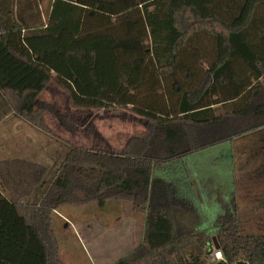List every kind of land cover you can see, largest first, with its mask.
<instances>
[{
  "label": "trees",
  "instance_id": "obj_1",
  "mask_svg": "<svg viewBox=\"0 0 264 264\" xmlns=\"http://www.w3.org/2000/svg\"><path fill=\"white\" fill-rule=\"evenodd\" d=\"M42 1L0 0V97L10 111L51 132L45 112L54 110L75 130L39 98L52 80L74 109L146 119L121 152L70 144L46 184L45 164L0 159L1 199L43 244L47 264H65L61 207L111 201L144 219L142 242L111 264H264V233L224 216L181 231L180 207L154 177L155 164L264 126V0H52L45 16Z\"/></svg>",
  "mask_w": 264,
  "mask_h": 264
},
{
  "label": "rangeland",
  "instance_id": "obj_2",
  "mask_svg": "<svg viewBox=\"0 0 264 264\" xmlns=\"http://www.w3.org/2000/svg\"><path fill=\"white\" fill-rule=\"evenodd\" d=\"M51 1H42L43 15L47 14ZM51 82L39 98L51 103L68 118L72 115L76 121L73 133L62 126L54 110L45 112L51 132L18 115L0 119V159L24 157L45 164L49 168L45 184L63 162L70 144L121 152L136 130L145 129L146 119L127 109L79 110L70 115L66 94ZM0 103L3 104L1 97ZM154 177L159 181L195 183V210L189 203L175 204L180 207L177 210L183 218L179 220L184 226H179L181 231L195 230L199 225L224 216L227 220H234L241 231L264 233V126L172 161L155 164ZM59 211L66 215L71 229L64 230L66 219L58 217L56 231L60 241L73 245L78 244L74 232L86 236L94 232L93 226L96 231H102V235L94 232L92 236L102 237L104 242L109 241L114 235L113 229L118 226L135 229L137 241L144 231L142 215L135 213L128 202L111 201L104 208L97 203L65 205ZM0 222L3 223L0 228L2 258L16 264L23 256L38 255L35 240L29 237L28 226L16 215L10 202L1 206ZM90 222L91 226L88 225ZM216 243L214 234L213 244ZM69 248L67 257L71 259L75 250L72 245ZM75 253L79 254L80 250Z\"/></svg>",
  "mask_w": 264,
  "mask_h": 264
},
{
  "label": "crops",
  "instance_id": "obj_3",
  "mask_svg": "<svg viewBox=\"0 0 264 264\" xmlns=\"http://www.w3.org/2000/svg\"><path fill=\"white\" fill-rule=\"evenodd\" d=\"M50 10H51V4L49 5L47 13H49ZM51 83L56 84L54 81H52ZM0 106H1L0 107V119H6L9 116L17 115L13 111H10V107L8 103L6 102V100L4 101L3 99V104L0 103ZM69 108L70 109L68 111L70 115L72 112L74 114L75 111L80 110V109H74V108L71 109L72 107L70 105H69ZM69 118L75 121V119L72 118V115L69 116ZM68 131H70V133H73L75 130H68ZM11 151H14V150H11ZM165 182L166 184H168L170 195L171 197H173L171 202L174 205L178 203L181 205L185 203H189L192 206L190 208H193V210H195V183L194 182H191L188 184H185L184 183L185 181H181V182L165 181ZM7 202H8V199L6 197L1 199V196H0V209H1V205L7 204ZM59 210L56 212L55 223L58 217H61L63 219L67 218L66 215L60 212ZM88 225L91 226V222L88 223ZM65 229L71 230L69 226L67 225V219L65 221L64 230ZM100 229H102V227ZM96 230L97 228L94 229V226H93V231L96 233H99V235H102L101 234L102 231L99 232ZM113 230H114L113 231L114 235H112L109 241H106V242H104V239H102V237L98 238V237L92 236L94 232H90L91 234L89 233V235L87 233L86 236H81L80 233L76 231L74 232V235L77 238L78 244L73 245L65 241L64 242L60 241V236L58 232L56 231V224H55V232L57 234L58 241H59L60 260L65 264H111L115 260H117L119 257L124 255L127 251L131 250L132 248H134L135 246H137L138 244L142 242L143 233H142L141 238L137 241V233H136L137 231L133 229L132 227L127 228V227L118 226V227H115ZM35 243L39 251L38 255H35L29 258H26L25 256H23L22 261L16 264H47L45 249H44L43 244L37 240H35ZM71 245L73 247V250L75 251L80 250V253L77 254L75 253V251H72L70 255L71 259H68L67 251L71 250L69 248ZM80 254L82 257L80 256Z\"/></svg>",
  "mask_w": 264,
  "mask_h": 264
},
{
  "label": "built area",
  "instance_id": "obj_4",
  "mask_svg": "<svg viewBox=\"0 0 264 264\" xmlns=\"http://www.w3.org/2000/svg\"><path fill=\"white\" fill-rule=\"evenodd\" d=\"M213 257H214V259H217V260L223 259V253H222L221 249H215L213 251Z\"/></svg>",
  "mask_w": 264,
  "mask_h": 264
},
{
  "label": "water",
  "instance_id": "obj_5",
  "mask_svg": "<svg viewBox=\"0 0 264 264\" xmlns=\"http://www.w3.org/2000/svg\"><path fill=\"white\" fill-rule=\"evenodd\" d=\"M240 264H243V263H240Z\"/></svg>",
  "mask_w": 264,
  "mask_h": 264
}]
</instances>
